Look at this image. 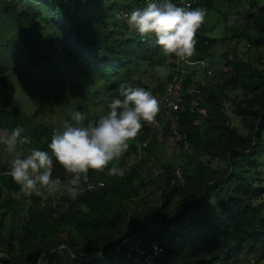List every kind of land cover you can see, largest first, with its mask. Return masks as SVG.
Returning a JSON list of instances; mask_svg holds the SVG:
<instances>
[{"label": "trees", "instance_id": "16d2710c", "mask_svg": "<svg viewBox=\"0 0 264 264\" xmlns=\"http://www.w3.org/2000/svg\"><path fill=\"white\" fill-rule=\"evenodd\" d=\"M216 2L198 0L194 8L208 13ZM0 10L16 20L25 36L40 33L43 23L49 25L68 57L104 73L105 108L85 122L106 112L121 84L144 88L158 100L162 96L165 82L159 80L150 89L140 77L162 52L152 34L134 36L128 24L122 29L106 27L99 16L82 11L68 0H0ZM249 16L248 28L255 32L246 35L252 43L249 45L264 51V5L252 0ZM201 28L196 33L194 53L200 61L217 43ZM223 57L225 71L220 75L224 83L207 85L201 96L205 117L198 118L188 108L178 112L181 132H187L190 142L189 150L179 149L187 153L184 184L174 180V162L161 159L163 170L152 192L157 194L153 202H146L140 190L145 166L151 159L161 158L156 150L159 134H164V140L173 136L169 118L154 132L143 157L123 175L109 176L107 169L90 170L88 180H104L95 191L53 201L27 195L10 176L0 174V230H7L4 245H0V252L5 254L0 255V264H35L41 253L45 254V264H126L125 255L110 252L135 229L146 245H160L158 264H255L250 259L255 254L264 259V68L240 55L224 53ZM188 79L192 80L191 74ZM230 90L240 93L229 97ZM228 101L246 133L233 124ZM16 126H33L28 134L32 142L26 146L50 155L53 130H63V126L54 129L43 123L32 124V118L13 98L7 69L0 66V129L10 131ZM142 128L139 142L148 140L151 133L149 124ZM8 165L0 163V170ZM52 176L71 181L54 158ZM7 220L11 222L4 227ZM72 254L102 256L78 262Z\"/></svg>", "mask_w": 264, "mask_h": 264}, {"label": "rangeland", "instance_id": "374dc122", "mask_svg": "<svg viewBox=\"0 0 264 264\" xmlns=\"http://www.w3.org/2000/svg\"><path fill=\"white\" fill-rule=\"evenodd\" d=\"M73 6L88 11L100 17L107 27L123 28L127 24L126 18H120V11L130 13L140 8L136 0H68ZM257 4L264 5V0H256ZM252 0H217L213 10L207 13L202 24L201 31L211 38L217 39L211 54L203 59L201 69H197L191 75V79L199 81L206 79L207 85L223 84L220 71L224 69L223 54L230 57L240 55L251 59L257 66L264 68V51L258 50L252 45L246 35H254L253 29L248 28L250 22L249 10ZM131 31V32H130ZM130 34L136 32L129 30ZM128 32V33H129ZM195 54L188 58L189 65L200 61ZM0 66L7 69L8 83L13 98L19 108L32 118V124L43 123L51 128H61L65 121H72L71 116L75 111L85 114V120L101 113L105 108L107 95L105 75L101 71H95L85 62L68 57L64 49L55 40L52 28L42 24L40 33L25 36L16 20L6 11L0 10ZM190 66V70H191ZM205 67L212 70L208 76ZM172 73V57L157 53L155 60L147 73L141 74L150 89L157 82L166 83ZM190 74V73H189ZM217 88V87H216ZM229 97L240 93L239 90L228 91ZM227 110L233 119V124L243 133L240 119L233 113L231 102H227ZM168 117V114L166 116ZM31 127L25 128L24 135H28ZM164 134H159L160 144L157 146V155L160 159H151L145 166L142 179L139 182L141 194L147 197L149 203L153 202V190L159 181L162 172L161 159L174 162L175 167L184 169L187 161V153L177 148L176 139L171 136L164 140ZM137 137L129 142V148L116 163L124 173L126 163L135 160L138 144ZM131 144H133L131 146ZM27 145V144H26ZM18 146L17 151L9 153L4 145H0V163H9L15 156L27 155L29 146ZM121 161H124L122 163ZM218 164L216 160L214 166ZM112 165H109L111 167ZM61 184L56 193H46L45 199L57 201L62 196L75 197L71 191V184ZM264 186V181L262 182ZM29 204V203H28ZM181 207V206H180ZM178 207V208H180ZM5 221V226L10 224ZM6 228L0 230V245H4ZM255 264H263L264 259L259 254L251 256Z\"/></svg>", "mask_w": 264, "mask_h": 264}, {"label": "clouds", "instance_id": "9594fccd", "mask_svg": "<svg viewBox=\"0 0 264 264\" xmlns=\"http://www.w3.org/2000/svg\"><path fill=\"white\" fill-rule=\"evenodd\" d=\"M206 15V9L177 6L172 0H147L144 7L136 8L125 18L130 29L143 38L152 34L165 56L175 55L188 61L195 53L196 33ZM158 113L159 101L150 91L121 84L118 96L108 102L106 112L85 122V114L75 111L71 116L74 123L65 121L62 131L53 130L48 144L51 155L32 148L26 156L17 155L10 161L8 174L29 196L56 193L61 188V180L52 176L54 158L71 176L72 194L79 195L90 170L107 169L109 176L123 175L113 162H118L127 151L129 142L135 140L144 123H155ZM24 132L22 126L10 131L0 129V145L14 153L18 146L31 144V138ZM35 264H45L44 253Z\"/></svg>", "mask_w": 264, "mask_h": 264}, {"label": "built area", "instance_id": "2783aa9c", "mask_svg": "<svg viewBox=\"0 0 264 264\" xmlns=\"http://www.w3.org/2000/svg\"><path fill=\"white\" fill-rule=\"evenodd\" d=\"M136 1L140 5V8L144 7L147 3V0ZM197 1L198 0H178L177 2H175V4L181 7L191 5V7L194 8ZM127 14V12L120 11L118 13V16L121 18H125L127 17ZM171 57L172 73L165 83V89L162 96L158 100L159 113L156 117V121L154 124H149V126L151 127V133L149 135L150 137L148 140L138 142L137 149L135 152V160L127 163L124 166V171L129 170L132 164L136 163L143 157L144 148L148 145V142L153 137L154 132H156V130L164 124V120L167 118V114L174 113L173 116L170 115L169 117V119L173 121L172 134L173 137L176 139L177 148L180 149L182 146L184 147V151L190 149V142L188 139L187 132H181V127L179 126L178 112H180L182 109L188 108L200 119H203L206 115V109L202 106L201 102V96L203 95L204 89L207 86L206 79H201L199 81L189 80L188 75L190 73V68L188 61L180 60L175 55H171ZM196 63L203 64L202 61H197L192 64ZM205 70L208 76L212 73V70L209 68L205 67ZM140 133H144L143 128L141 129ZM178 142H180V144H178ZM9 168L10 165H8L6 169L0 170V174L10 176L8 174ZM174 175L175 181L180 184L185 183L183 169H181L180 167H176ZM63 183L67 184L66 182L61 181V184ZM103 183L104 180H88L86 184L80 186L82 188L81 192L95 191L100 188ZM140 226L141 224L138 225V228ZM63 247L66 246L62 245L61 248ZM110 253H120L125 255V257H127L126 264H158V260L161 256V247L156 242H152L151 244L146 245L143 241V238L139 234V231L135 229L131 232H128ZM0 255L3 256L5 254L0 252ZM101 256L102 254H100V256H96L94 254H72V257L75 258L78 262L92 261L97 258H100Z\"/></svg>", "mask_w": 264, "mask_h": 264}, {"label": "crops", "instance_id": "0c3cea01", "mask_svg": "<svg viewBox=\"0 0 264 264\" xmlns=\"http://www.w3.org/2000/svg\"><path fill=\"white\" fill-rule=\"evenodd\" d=\"M129 29H130V28H129ZM131 30H132V29H131ZM133 31H134V30H133ZM130 32H131V31H130ZM136 34L138 35L137 32H136ZM190 66H192V67H191V70H190V74H191V75L193 74V72H194L195 70H197V69H199V68L201 69V67H199L200 64H197V63H196V64L189 65V67H190Z\"/></svg>", "mask_w": 264, "mask_h": 264}]
</instances>
